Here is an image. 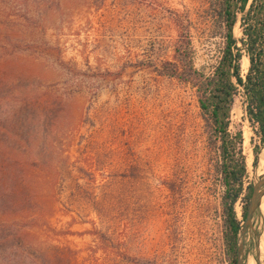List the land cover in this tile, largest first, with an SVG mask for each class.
<instances>
[{"label":"rangeland","instance_id":"1","mask_svg":"<svg viewBox=\"0 0 264 264\" xmlns=\"http://www.w3.org/2000/svg\"><path fill=\"white\" fill-rule=\"evenodd\" d=\"M26 2L36 16L31 25L34 46L50 48L41 61L57 66L48 81L20 79L11 85L6 78L8 85L0 83V126L7 144L18 148L29 139L32 161L55 166V202H41L51 217L41 227L47 244L36 248L39 264H47L42 254L49 246L59 249L51 252V264H67L61 252L69 254L68 248L74 251V264H229L223 190L195 87L163 75L165 65L173 62L177 22L189 32L193 68L209 76L217 65L224 28L209 0ZM6 3L0 0V14ZM233 34L242 49L241 17ZM245 59L242 51L243 76ZM32 86L42 98L54 99L48 105L44 97L26 108L13 94ZM71 92L83 94L72 106L67 105ZM28 114L29 123L24 121ZM78 116L70 139L56 136ZM229 130L242 131L244 196L264 168L253 165L255 138L240 96ZM57 147L61 153H51ZM10 166L0 160V212L11 206L37 212L38 205L24 197ZM235 212L242 223L241 200ZM250 247L246 237L244 251ZM0 250H5L0 257L9 254L14 264V246L7 243Z\"/></svg>","mask_w":264,"mask_h":264},{"label":"trees","instance_id":"2","mask_svg":"<svg viewBox=\"0 0 264 264\" xmlns=\"http://www.w3.org/2000/svg\"><path fill=\"white\" fill-rule=\"evenodd\" d=\"M25 3L26 0L23 4L17 0H7L2 9L4 12L0 14V83L6 78L11 81V85L16 84L20 79H28L30 82L48 81L54 75V68L57 66L55 63L47 62L48 60L41 61V57L48 55L50 48L34 46L31 25L36 16H33L30 6ZM248 3L249 0H209L210 10L223 25L225 39L221 57L209 76H204L193 68L189 32L179 22L175 24L177 39L172 55L173 62L167 63L163 68V75L183 83L193 82L195 87L207 146L216 154L215 172L223 190L220 205L223 217V241L229 264L236 262L241 226L236 216L235 205L239 200L242 201V221H244L251 194V185H248L243 196L247 167L242 150V131L237 130L232 133L229 130L231 112L238 96L242 98L245 119L255 138L252 140L253 165L264 146V0H251L249 6ZM239 17H241L244 37L240 42L242 49L237 48V40L233 34ZM242 51L249 64L244 76L241 74L240 65ZM73 67L75 68V65ZM7 80L4 84L8 85ZM33 86L25 88L24 91H17L13 95L22 99L20 101L26 108L29 105L35 107L39 102L45 101L44 97L49 105L54 98L46 95L42 98ZM69 95L72 96L67 99V105L72 106L79 103L83 94L71 92ZM31 118L32 116L28 114L24 117V121L29 123ZM74 119V123L69 127L61 126L64 129L57 131L56 136L65 140L70 139L79 123V116L78 119ZM1 127L0 160L10 163V167L17 175L16 184L26 191L24 197H31V202L38 205V210L25 213L22 209L15 210L14 206L2 210L0 239L4 240H0V248L7 243L14 246L15 260H12L14 264H39L36 259L38 251L36 248L40 244H47V240L44 239L47 235H42L41 227L46 228L51 217V213L46 214L45 204L41 202L46 201L48 204L55 202V166L51 161L43 164L32 161L28 155V152L30 154L32 152V144L29 139L26 141L23 139L25 136L21 131L19 138L25 141L21 143V147L7 144L4 139L6 130ZM57 149L58 147L52 148L51 153ZM57 152L61 153L59 149ZM10 192L16 197L17 193L14 189ZM39 221H42L41 225H38ZM56 250L59 249L49 246L43 252V259L47 264H51L53 256L51 252L56 253ZM0 251L2 254L5 253V250ZM67 251L69 254L65 255L61 252V256L67 264H74V251L70 248ZM54 258L56 261L60 259L56 256ZM0 261V264H12L9 254L6 258L1 256Z\"/></svg>","mask_w":264,"mask_h":264},{"label":"water","instance_id":"3","mask_svg":"<svg viewBox=\"0 0 264 264\" xmlns=\"http://www.w3.org/2000/svg\"><path fill=\"white\" fill-rule=\"evenodd\" d=\"M263 149L264 146L261 148L257 156L255 163L257 166ZM263 198L264 173L255 176L251 185V194L247 204L245 219L240 226V243L237 247L235 264H244V258L248 254L253 256L256 264H264V253L260 255L259 252V242L264 232V218L261 216L260 212V206L262 204ZM246 237L251 241V247L245 252L244 243Z\"/></svg>","mask_w":264,"mask_h":264},{"label":"bare ground","instance_id":"4","mask_svg":"<svg viewBox=\"0 0 264 264\" xmlns=\"http://www.w3.org/2000/svg\"><path fill=\"white\" fill-rule=\"evenodd\" d=\"M248 65H249L248 64V60L245 59L243 61V64H242L243 68H248ZM258 165H259V167L261 165L264 168V149L262 150V154L260 156V160L258 162ZM260 212H261V216L264 218V198H263L262 204L260 206ZM259 252H260V255H262L264 253V232H263V234H262V236L260 238V242H259ZM244 264H256L255 261H254V258H253V256L251 254H248V255L245 256V258H244Z\"/></svg>","mask_w":264,"mask_h":264}]
</instances>
